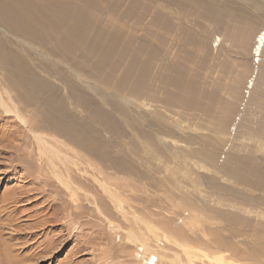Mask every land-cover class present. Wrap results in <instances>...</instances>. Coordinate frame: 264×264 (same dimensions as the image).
Returning a JSON list of instances; mask_svg holds the SVG:
<instances>
[{"label":"rangeland","instance_id":"1","mask_svg":"<svg viewBox=\"0 0 264 264\" xmlns=\"http://www.w3.org/2000/svg\"><path fill=\"white\" fill-rule=\"evenodd\" d=\"M114 1L119 2H99L93 18L106 22ZM122 1L116 21L123 23L112 30L96 26L94 33L100 30L101 37L90 34V41L106 45L109 31L119 32L113 39L118 52L123 44L138 49L135 58L118 64L120 70L113 68L121 55L116 51L94 68L95 58L87 64L78 49L73 57L88 71L74 74L67 61L43 54L38 42L23 44L0 25V40H16L18 50H31L44 63L59 62L63 74L75 78L103 109L100 121L113 125L103 130L95 124L103 131L97 137L104 144L96 148L103 157L66 147L69 169L57 160L54 168L40 152L38 138L20 133L17 116L0 114V264H142L136 256L141 242L128 236L133 230L151 234L149 249L159 253V264H224V259L227 264H264V51L260 62L252 51L264 26V0H143L145 6L152 4L148 10ZM207 4H213L216 15L208 14ZM138 19L139 34L131 38L128 29ZM155 48L164 56L155 58ZM132 65L133 74L125 73ZM38 68L67 97L62 74ZM125 76L126 89L117 87ZM104 77H109L107 87ZM248 80L249 86L255 83L250 93ZM235 86L239 90L233 92ZM129 90L140 91L139 96ZM74 111L84 118L81 107ZM166 229L179 231L177 243L168 239Z\"/></svg>","mask_w":264,"mask_h":264},{"label":"bare ground","instance_id":"2","mask_svg":"<svg viewBox=\"0 0 264 264\" xmlns=\"http://www.w3.org/2000/svg\"><path fill=\"white\" fill-rule=\"evenodd\" d=\"M104 1L105 0H81V2L84 5L83 4L79 5L81 3H79L78 0H43V2L40 3V4H38V2L36 4L35 1L34 2L33 1H29V3H27L26 0H0V25L4 26V28L7 29L6 31L10 32L11 34L16 33L17 35L14 34L16 37H18V35H19V37H21V39L19 38L21 40V42H23L22 40H24L23 44L27 43V45H28L29 43L33 44L35 42H38L39 43L38 46H40L39 47L40 50L41 49L43 50V54L44 53H45V55L48 54V55L51 56V58L52 57H54L55 59L58 58L59 60H62V62H66L67 61L68 64L74 69V71H75L74 74H80V73L83 74V73H86L88 71L86 67L81 65L82 61L81 62L77 61L76 58L73 57V54L78 49L81 51L80 58L83 57L84 58V62L86 61V63L87 62L89 63V61H92V63H93L94 60H92V58L93 59L95 58V60L97 62L94 64V68L98 67L100 65V63L104 62L105 56H108L106 54H108V53L110 54V52L116 51V53H118L119 55L121 54L120 57H119V61L117 60L116 62H114L115 59L113 61V64L117 63V64H115L113 66V68H117L118 64H120V62L122 60L124 61L125 57L133 56L135 58V56H137L139 52L137 51L138 49L135 52L132 51L131 48L133 46L132 47L131 46H127V44H123L124 46L118 52L117 46L119 44L117 45L116 42L113 41V39L119 35L118 34L119 32L115 33L114 31H109L110 39H109L108 44H106V45H99V44H97L94 41H90V38H91L90 34L94 33L95 31H97V30H95L96 26L100 25L99 27H101V30H102V24H106V26H109V29L112 30V28L117 27V25L119 23H123V21L122 22L121 21H116V17H117L116 15L118 13V10L122 7V2H123L122 0H119V2H115V1L111 2V4L108 5L111 8V10L109 9L110 10V15H109L110 16V18H109L110 20L107 18L108 20L106 22H102V21L98 22V21H100V19H98V20L96 19L98 16L96 18H93L92 13L94 11L98 10V8H97L98 5L99 6L101 5V3L99 4V2H104ZM131 1H132V5L133 6H136L139 3L141 6H143L142 8L144 10H148V7L149 8L152 7V4L149 5V2L146 4L147 6H145L143 4V0H131ZM148 1H151V0H148ZM161 1H164V0H161ZM179 2H181V0H179ZM144 3H145V1H144ZM168 3H169V1H168ZM26 4H28L29 6L25 7ZM179 7H181V6H179ZM208 7L211 8V10L209 11L208 14L212 15V16L216 15L215 14L216 12H215L213 4H209ZM31 9L34 10V13L31 12L32 11ZM101 10H103V9H101ZM106 10H108V9H106ZM132 10L133 9H131L129 7L127 11L130 12ZM201 11H203V10H201ZM121 14H123V13H121ZM215 17H217V16H215ZM215 17H213V18H215ZM141 18H142V16H141ZM213 18L211 20H213ZM232 18H235V17L232 15ZM218 19H219V17H218ZM219 20H222V19H219ZM141 22H142V20L138 19V20H136L134 22V26L133 27H130L131 25L128 26V28L130 27V29H128V32L131 34V36H130L131 38L132 37L133 38H137L136 34H139V32L137 33V31H138L137 24H140ZM247 23H249V22H247ZM241 26L243 27V23H242ZM98 31L100 32V30H98ZM99 32H96L94 34L96 36L100 35V37H101L102 34H100ZM239 32L240 31L238 30V33ZM0 35H2V34H0ZM242 36H244L243 33H242ZM70 38H74L75 39V43H78V48L73 47L75 45V43L72 44L71 41H70ZM97 38L98 37H96V40H97ZM242 39H243V37H242ZM15 41L16 40L12 41L9 38L6 39V40L4 38L2 40H0V69L2 71L6 72L5 75H3V73H1L2 75L0 74V114L14 113L17 116V118H18L19 127H20V133L26 135L27 133L31 132L38 138L40 152H42V154H44L48 158V159L46 158V161H48L50 163V166H52L54 168H56V164L54 163V160L55 161L57 160V162L59 161L60 163H63L62 165H65V167L67 169H69L67 161H70L69 160L70 157L67 154V153H69V152L66 151V150H68L67 148H69L70 150L75 151L79 155H80L79 152L81 150H79L78 148H81V149L85 150L86 152H88L90 154H95V156L97 154V155H100L101 157H103L104 156L103 153L99 154L96 151L98 149V147L103 146L104 142L101 140L102 138L99 139L100 136L97 137L98 132L99 131L101 132V130H100V128L96 129L95 128V124L99 123L98 126L102 127L103 130L107 129L109 126L110 127L113 126L112 124H110V122H108V119L106 121V120H104L105 119L104 118L103 119L104 121L103 120L100 121V116H101V113H102L103 109L101 107H99V104H97L88 95V93H86L85 91H83L81 89L82 87L79 86V84L76 82L75 78L68 77L70 75L67 76L66 74L65 75L63 74L65 70L64 69H63L64 71L62 70L61 64H59V62L53 60L54 62L51 63L50 61H52V60H50V61L48 60V63H44V61L46 59L44 60L42 58H37L38 56L35 57L31 50L27 49V50H24L23 52H22V50H18L14 46L15 45ZM107 41H108V37H107ZM126 41H124V42H126ZM131 41H130V43H131ZM219 41H221L220 36H216L214 38L213 42L216 43L217 46H218V45H220ZM163 42H161V43H163ZM201 42H202V40H201ZM203 42H205V44H206V41H203ZM194 43H195V39H194ZM164 44H165V42H164ZM132 45H134V44H132ZM148 45H149V43H148ZM19 46H18V48H19ZM36 46H34V47H36ZM23 47H26V46H23ZM21 49H22V47H21ZM31 49H33V46H32ZM145 49H146V47H145ZM252 51L254 52L253 53L254 57H257V56L259 57L258 62H260V60H261L260 57L262 56L263 51H264V26L258 31L257 35L255 36V43L253 45V50ZM40 53H42V52H40ZM114 53H112V55ZM154 53L156 55L155 58H160V54L162 52H160V49L157 48ZM43 54H41V55H43ZM118 54H116V56ZM163 54H164V52L162 53V55ZM38 55H39V53H38ZM143 56H144V54H143ZM143 56H141V57H143ZM44 57H46V56H44ZM166 59H168V57H166ZM98 60H99V62H98ZM130 60L133 61L132 59H130ZM139 60L142 61L141 59H139ZM144 60H145V58H144ZM125 61H126V59H125ZM146 61L144 63H146ZM166 62H169V60H166ZM144 63L142 62V64H144ZM149 63H151V62H149ZM90 64H91V62H90ZM90 64H89V66L93 69V67ZM166 64L169 65L168 63H166ZM34 65H36L37 68L38 67H40V69L43 68L45 71H48V72L53 71V70H56L57 72L59 71V73L62 74V78L61 77L60 78L63 80V82L65 84V88L67 89V94H68L67 97H65L63 95L64 93H61V91L59 89V86L51 85L47 81V79L43 77L44 75L42 76L38 72L39 70L37 71L36 70L37 68L35 69ZM150 65H152V64H150ZM125 66H127V65L125 64ZM146 66H147V64H146ZM169 67H171V66H169ZM120 68L118 67L117 69L120 70ZM133 68H135V66L133 67V65H132V67H130V68H126V69L122 68V69L125 71V73H129V75H130V73L134 70ZM146 68L148 69V67H146ZM150 69H149V72H150ZM159 69H161V68H159ZM166 69H167V67L165 68V70ZM79 70H81V72ZM112 70H115V69H112ZM104 71H105V69H104ZM41 73L43 74V72H41ZM109 73H110V71H109ZM138 73L141 74L140 72H138ZM166 73H167V71H166ZM181 73H182V71H181ZM132 74H133V72H132ZM139 74H138V76L140 77ZM129 75H127V76H129ZM153 75H154V73H153ZM127 76L121 77L122 80L117 84V87L125 88L126 84L124 83L125 82L124 79H126ZM109 77H104V81H102L103 84H106V87L109 86V84H110L109 83ZM139 77H137L138 78L137 84L141 83L140 79L142 80V78L139 79ZM161 77L163 78V76H161ZM159 78H160V76H159ZM162 78H160V79H162ZM167 78H169V77H167ZM252 78L250 79L251 81L253 80ZM152 80H153V78H152ZM110 81H112V80H110ZM155 81H157V80H155ZM164 81L166 83H170L171 79H167V80H164ZM84 82H86V81H84ZM179 82L181 83V81H179ZM156 83L157 82H155V84ZM128 84H130V82ZM132 84H133V82L131 83V85ZM137 84L135 82V86ZM254 84L255 83L253 82L252 85L249 86V80H248L246 89H248V90L249 89H253ZM140 85H142V84H139L138 86H140ZM152 85L154 86L153 83H152ZM158 85H164V84L161 83V84H158ZM238 85H240V82L238 83ZM133 86H134V84H133ZM185 87H187V86H185ZM150 89H152V88H150ZM165 89H166V86H165ZM165 89L163 87V90H165ZM179 89H181V88H179ZM236 89L239 90V86H237V87L235 86V90L233 92H236ZM131 91H133L132 93L135 94L136 96H139L140 91L137 90L138 92H136V93H135V90H131ZM250 92H251V90H249V93ZM154 93H155V91H154ZM166 95H168V93ZM103 96H105V94ZM147 96H148V94H147ZM169 96H170V94H169ZM169 96H167V97H169ZM107 98H109V97H107ZM107 98H106V100H107ZM166 98H164V99L167 100ZM68 99L73 100L71 103L74 104L75 108L76 107L77 108L78 107L82 108V110L84 111V115H81V116H84L83 119H79L77 117L78 114L74 111L75 108L73 106H72L73 108L71 109V107H70V105L68 103L69 102ZM172 100H170V98H168L169 102L172 101ZM177 100H178V98H177ZM180 100L183 101V99H181V98L179 99V101ZM93 101H94V103H93ZM182 101H180V103ZM174 102H177V101H174ZM189 103L190 102H188V104ZM188 106H190V105H188ZM29 107H31V109H28ZM28 110H29V114H28ZM31 111H32V113H31ZM219 121H220V119H219ZM224 122H226V121L224 120ZM115 127L116 126H114V129H115ZM221 128H222V126H220L219 129H221ZM45 130L46 131L47 130L50 131L51 134L43 133V132H46ZM222 130H225V129H222ZM110 131H113V129L112 130L110 129ZM101 133H103V131ZM63 140H65L66 142H64ZM71 159H73V158H71ZM88 162H90V161H88ZM226 170H231L232 171V168H229V166H228L226 168ZM52 171H54V170H52ZM56 171H57V169H56ZM58 172H59V170H58ZM59 173H61V170H60ZM100 173H103V171H101ZM54 174H56V173H54ZM70 186L72 187L74 195H77V192H76L77 190L76 189H78V188H76V186H75V189H74L73 188L74 187L73 183H71ZM194 218H196V217L193 216L192 219H194ZM141 220H143V219H141ZM192 221H193V223H195L194 220H192ZM193 223L191 225H195ZM134 228L136 229V227H134ZM152 230H154V229H152ZM174 230L175 231H170V230L166 229V232H167V234L170 235V236L167 235L169 237L168 239L172 240L175 243H177L178 237L180 235L178 237H176L178 235L179 231L177 230L178 232H176V229H174ZM128 233H129V235L127 234L128 236L132 237L136 241H140L141 242V244H140L141 247L139 248L140 251L136 252V256L141 258L142 264H159L158 263V261H159V253L157 251H155V249L154 250L151 249V248L149 249V247H151V245H152L151 243L153 242L151 234H147L146 232H142V231L137 232L135 230L129 231ZM263 252H262V254H263ZM167 258H168V256H167ZM169 259H170V255H169ZM224 260L227 261V259H224ZM172 261H173V259H172ZM175 261H173V262H175ZM226 261H224L225 262L224 264H227ZM170 264H172V263H170Z\"/></svg>","mask_w":264,"mask_h":264}]
</instances>
